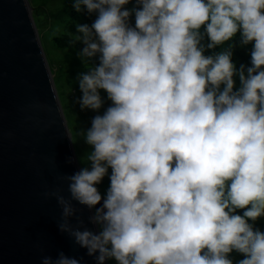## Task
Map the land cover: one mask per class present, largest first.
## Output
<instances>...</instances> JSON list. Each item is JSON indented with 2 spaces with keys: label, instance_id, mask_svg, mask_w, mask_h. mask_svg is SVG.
<instances>
[{
  "label": "clouds",
  "instance_id": "clouds-1",
  "mask_svg": "<svg viewBox=\"0 0 264 264\" xmlns=\"http://www.w3.org/2000/svg\"><path fill=\"white\" fill-rule=\"evenodd\" d=\"M82 6L95 19L71 40L87 69L73 103L96 114L78 133L87 164L63 176L68 197L44 193L59 231L95 264H233V251L264 264L249 223L264 216V0H72ZM238 32L251 66L235 65L231 43L205 55Z\"/></svg>",
  "mask_w": 264,
  "mask_h": 264
},
{
  "label": "water",
  "instance_id": "water-1",
  "mask_svg": "<svg viewBox=\"0 0 264 264\" xmlns=\"http://www.w3.org/2000/svg\"><path fill=\"white\" fill-rule=\"evenodd\" d=\"M80 168L31 5L0 0V264H41L59 251L95 264L59 231L61 208L44 195L67 198L63 176Z\"/></svg>",
  "mask_w": 264,
  "mask_h": 264
},
{
  "label": "rangeland",
  "instance_id": "rangeland-1",
  "mask_svg": "<svg viewBox=\"0 0 264 264\" xmlns=\"http://www.w3.org/2000/svg\"><path fill=\"white\" fill-rule=\"evenodd\" d=\"M28 1L31 5L32 14L39 31L41 43L43 45L48 65L55 81L57 93L67 119L75 153L80 167H83L85 166L84 164H87L86 154L90 151V148L83 142L78 133L81 128L86 129L87 127H90V119L96 113L87 109L81 111L79 105L73 103V99L74 97H79L81 95L76 76L78 73L86 71L87 69L77 56L79 49L66 44L52 46L50 42V37L53 34L59 33L60 24L58 23H61L64 19L61 18V16H71L72 11L74 13L75 9L72 7V0ZM201 31H203V27ZM63 33H65L64 29ZM73 33H75L74 30ZM237 36H239V32L237 33ZM203 42H208L207 37H205ZM233 42V62L237 64V67H239L241 63L246 66H251L250 53L240 45L238 38L234 39ZM233 42H225L223 45H218L214 49L206 50L205 55L220 52L226 48L229 43L233 44ZM236 57H239V59ZM235 80L236 86L238 87V77H235ZM101 94L105 95L102 90ZM108 183V178L105 177L103 182L97 186L102 194L106 190ZM238 214L242 215L243 213ZM249 223H253L254 228H259L262 232H264V216L259 217L255 222L249 221ZM229 258L232 259L233 264H235L236 261L245 258V256L244 254L233 251L229 254ZM108 262L109 264H114V261Z\"/></svg>",
  "mask_w": 264,
  "mask_h": 264
},
{
  "label": "trees",
  "instance_id": "trees-1",
  "mask_svg": "<svg viewBox=\"0 0 264 264\" xmlns=\"http://www.w3.org/2000/svg\"><path fill=\"white\" fill-rule=\"evenodd\" d=\"M128 7H131V4L128 5ZM73 10V9H72ZM61 18H64L63 21L59 25V33L58 34H53L50 37V42L51 45H70L71 47H75L77 49H81L83 45L80 42H76L75 44L71 43V40L73 38V30L76 31V25L78 24H91V22L95 19V14H88L84 6H82V10L80 12L72 11L71 16H61ZM63 29L65 30V33H63ZM238 38L240 40L239 36H235L231 42H233L234 39ZM245 50H247L249 53L251 52L252 45H241ZM233 47H234V42H233ZM239 59V57H236ZM241 60V58H240ZM236 64V63H235ZM237 66V64H236ZM243 209H238V213H243Z\"/></svg>",
  "mask_w": 264,
  "mask_h": 264
}]
</instances>
